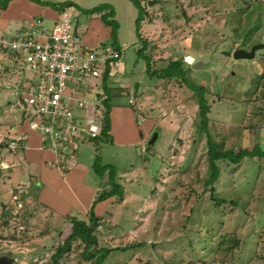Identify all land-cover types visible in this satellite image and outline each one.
Here are the masks:
<instances>
[{
  "label": "rangeland",
  "instance_id": "1",
  "mask_svg": "<svg viewBox=\"0 0 264 264\" xmlns=\"http://www.w3.org/2000/svg\"><path fill=\"white\" fill-rule=\"evenodd\" d=\"M49 1L75 2L69 10L72 28L94 33L110 46L105 29L93 22L102 23L100 16L112 11L118 26L115 47L123 50L121 72L112 78L117 91L110 101L107 139L76 140L74 155L65 157L70 169H87L82 181L94 190L91 203L108 185V167L114 172L110 181L123 188L121 202L112 198L96 204L98 246L126 248L112 251L103 264H264V244L256 238L264 226V158H244L227 168L221 164L217 184L212 191L204 189L206 136L196 131L193 92L150 75L169 59L188 55L201 62L196 70L188 66V78L205 87L209 134L234 153L263 147L264 101L253 94L251 79L264 68V50L238 61L232 52L243 49L244 32L258 24L250 43H264V0H144L138 21L139 10L128 0ZM99 5L106 7L101 14L84 13ZM238 7L242 14L237 15ZM44 25L53 27L46 20ZM4 62L0 59L1 66ZM6 68L0 69V144L18 133L16 126L27 129L8 110L9 103L17 107L12 95L17 76ZM155 132L157 139L146 152ZM17 152L0 148V204L12 215L9 227L0 229V264H51L52 245L69 233L70 224L39 201L41 186L30 182L32 171ZM27 188L30 194L20 200ZM24 212L30 215L26 223ZM70 215L87 221L83 214ZM232 238L241 243L233 253ZM81 252L75 244L59 264H86Z\"/></svg>",
  "mask_w": 264,
  "mask_h": 264
},
{
  "label": "built area",
  "instance_id": "2",
  "mask_svg": "<svg viewBox=\"0 0 264 264\" xmlns=\"http://www.w3.org/2000/svg\"><path fill=\"white\" fill-rule=\"evenodd\" d=\"M70 19L66 9L50 29L37 19L20 36H0V55L8 54L0 56L6 61L0 69L7 67L10 75L17 76L12 93L17 107L9 103L8 110L38 135L40 148L63 159L72 153L76 140L100 136L105 80L121 72L123 56L122 49L110 45L87 47ZM183 62L190 66L194 59L183 56ZM6 144L12 151H22L27 137L17 133Z\"/></svg>",
  "mask_w": 264,
  "mask_h": 264
},
{
  "label": "trees",
  "instance_id": "3",
  "mask_svg": "<svg viewBox=\"0 0 264 264\" xmlns=\"http://www.w3.org/2000/svg\"><path fill=\"white\" fill-rule=\"evenodd\" d=\"M130 1L135 8L139 10L138 16L136 21L141 19V13L143 12V8H141L144 0H128ZM54 9H56L59 13H62L68 8L76 7L75 4L72 2H63L61 4H57L53 6ZM106 10V7L104 5H99L94 8L85 10L84 13L86 15H94V14H101L103 11ZM243 9H239V7L236 9L237 15L242 14ZM236 15V16H237ZM113 12H105L100 16V20L102 21L103 25L107 28H109V39L111 41V45L113 48H117L116 41H117V31L118 26L117 23L113 20ZM239 21V20H238ZM261 24H258L254 28L249 27L244 32V38L243 43L241 44L240 48H243V50H249L251 46L255 41L251 42L250 36L252 33L259 30ZM138 32V31H137ZM139 36V34H138ZM239 37V36H238ZM148 45V44H147ZM226 56H229V52H224ZM189 69L188 65H186L183 62V57L176 58L175 60L169 59L167 61V64L160 68L157 72H151L150 75L156 76L158 79H162L165 81H172L176 84L182 83L184 84L190 91L193 92V97L196 99L197 106H198V116H199V123L196 125V131L198 135L205 134L206 136V155H207V176L202 180V186L204 189H207L209 191H212V187L217 184L219 177H220V165L225 164L226 168L229 166L237 165L242 159L247 158L250 160L251 158H257V160H261L264 158V146L261 147L260 145H255L252 150H241L237 153H234L230 149H224L223 142H219L214 140V138L209 134L208 128H207V122H208V113H209V105L207 104L205 95L206 90L205 87L200 83H193L190 82L188 76H189ZM251 84L254 88L253 94H259L258 98L262 99L264 101V68L261 70V73L256 75L254 78L251 79ZM115 90L117 89L113 88L112 86V80L108 81L105 80V96H104V106H105V112H104V120H103V127L100 133V136L96 138L93 141H98L100 139H107L108 133L110 131V101L111 99L116 95ZM0 148L7 149V144L3 143L0 144ZM99 168V167H98ZM62 173L63 171L62 167H60ZM108 185H106L105 190H103L101 193L99 192L97 194V197L93 200L91 203L89 210L86 213L87 221L86 220H80L76 217L72 216H65L64 219L67 220V222L70 224V231L69 233L63 237L59 238L57 240L56 244H53V252L50 256L51 264H59L60 260L63 259L66 255H68L71 252L72 247L75 244L81 245L82 252L80 253V257L86 264H103L109 254L112 251L115 250H125L126 248H113V249H106L98 246V237L96 235V230L98 227H100V217L95 215L94 209L97 203L106 201L108 199H114V202H121L123 199V191L122 187L118 184H115L111 182V176L114 175L113 170L108 167ZM28 189V188H27ZM28 194H30V191L22 193L20 195V200H24L26 197H28ZM30 215L27 212H24L23 214V223H26V218ZM12 218L10 210L6 207L3 208L2 204H0V229L5 230L10 225V219ZM258 243L264 244V226L261 227L259 230L257 236ZM15 239V238H12ZM233 247L230 249L233 253L235 249L240 245L241 243L239 240H236L232 238ZM229 249V248H228ZM146 264H149L148 262ZM189 264H194V262H189Z\"/></svg>",
  "mask_w": 264,
  "mask_h": 264
},
{
  "label": "crops",
  "instance_id": "4",
  "mask_svg": "<svg viewBox=\"0 0 264 264\" xmlns=\"http://www.w3.org/2000/svg\"><path fill=\"white\" fill-rule=\"evenodd\" d=\"M49 2L52 6L53 3L49 0H0V36H20L23 31L29 28L31 20L40 19L43 24L44 20H46L52 22L54 25L60 13L54 7L45 6ZM61 3L63 2L56 1L53 6ZM73 4L76 6L75 2ZM73 8L71 7L67 10L69 11ZM93 23L97 25L96 28L99 30L105 29L109 37V28L99 21ZM74 29L77 32V26ZM79 35L87 47L102 44L99 42L101 38L98 39L94 33ZM116 110L119 109L116 108ZM111 116L113 115L110 114V121H112ZM15 129L18 133H23L27 137V147L18 152L22 154L23 161L26 163L28 169L32 171L30 182L33 179L35 183L41 186L38 195L39 201L45 207L51 209L53 213L59 214L62 217L72 216L70 214L74 213L86 216L94 194L93 188L84 185L82 181L85 178L87 169L79 165L75 166L74 169H70L65 159L60 158L49 149L40 148L39 137L36 133L29 131L23 125L16 126ZM142 138L144 137L142 136ZM73 152L72 155H74ZM60 167L66 172L68 180L63 178ZM108 200L110 201V199ZM99 206L95 207V215L98 217L97 207Z\"/></svg>",
  "mask_w": 264,
  "mask_h": 264
},
{
  "label": "water",
  "instance_id": "5",
  "mask_svg": "<svg viewBox=\"0 0 264 264\" xmlns=\"http://www.w3.org/2000/svg\"><path fill=\"white\" fill-rule=\"evenodd\" d=\"M260 50H264V43L253 45L248 51L243 50V49L234 50L232 52V58L236 61H238V60H252L255 57V53L257 51H260ZM198 66H202V63L199 61L195 62L193 65H191V69L196 70L198 68ZM137 87H138V84H136L134 87L133 97H135V95H136ZM157 135H158L157 132H155L151 136L150 140L147 142V148L145 150L146 152L155 143V141L157 139Z\"/></svg>",
  "mask_w": 264,
  "mask_h": 264
}]
</instances>
